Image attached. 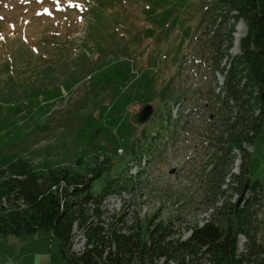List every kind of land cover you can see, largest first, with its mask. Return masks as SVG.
<instances>
[{"label":"rangeland","instance_id":"rangeland-1","mask_svg":"<svg viewBox=\"0 0 264 264\" xmlns=\"http://www.w3.org/2000/svg\"><path fill=\"white\" fill-rule=\"evenodd\" d=\"M219 3L0 0V166L22 158L37 173L63 165L82 172L107 154L122 167L130 142L139 137L131 115L148 104L162 111L161 102L183 87L190 91L193 73L176 71L188 53L207 54L206 34L218 21L200 20L218 12ZM245 33L242 21L234 23L232 39ZM149 123L147 132L158 125ZM162 133L157 151L141 157L143 174L135 192L108 197L104 209L109 216L125 213L128 222L156 215V222L170 221L185 239V227L210 219L212 205L228 195L207 192L202 172L181 171L182 159L170 144L172 124ZM247 152L250 181L264 180V122ZM236 157L233 173L239 153ZM79 158L83 166L75 165ZM82 243L75 238L72 251H81ZM0 264L67 263L58 239L40 230L0 239Z\"/></svg>","mask_w":264,"mask_h":264},{"label":"trees","instance_id":"trees-1","mask_svg":"<svg viewBox=\"0 0 264 264\" xmlns=\"http://www.w3.org/2000/svg\"><path fill=\"white\" fill-rule=\"evenodd\" d=\"M219 1L218 12L200 20L220 23L211 41L230 39L234 23L239 21L245 24L246 33L224 86L225 99L236 102L238 115L233 123L222 116V124L209 131L206 139L204 151L213 165L207 173L202 172L203 187L215 195H228L219 206L212 205L211 218L202 225L185 227L190 235L184 240L181 230L170 221L156 222V215L128 222L125 213L106 214L108 197L135 192L143 174L141 157L157 151L156 139L169 128L170 105L160 101L162 111L155 109L152 118L158 121L157 127L147 132L145 127L151 122L138 129L139 137L130 142L128 161L122 167H116L107 154L96 156L92 166L82 172L63 165L37 173L22 158L2 164L0 239L49 231L58 239L67 264H264V180L251 181L237 210L231 201L241 194L248 179L250 155L245 147L253 144L264 122V0ZM229 20L234 21L229 29H221ZM219 47H215L217 53ZM220 57L213 56V68ZM243 78L249 86L237 89L238 80ZM252 89L257 92L253 103ZM225 99L220 101L225 103ZM233 150L240 153L241 162L239 173L231 175V184L225 183V178L235 158ZM81 160L75 165L83 166ZM131 166L137 167L136 174L130 173ZM77 237L83 243L82 250L75 253L72 245Z\"/></svg>","mask_w":264,"mask_h":264},{"label":"water","instance_id":"water-1","mask_svg":"<svg viewBox=\"0 0 264 264\" xmlns=\"http://www.w3.org/2000/svg\"><path fill=\"white\" fill-rule=\"evenodd\" d=\"M153 108L151 105H142L139 107L138 112L133 114L130 117V121L136 126V127H141L144 125L152 116ZM250 185V180L247 179L242 192L238 198V200L235 203V209L237 210L241 204L244 202L248 187Z\"/></svg>","mask_w":264,"mask_h":264}]
</instances>
